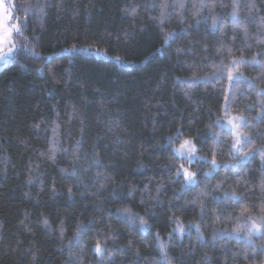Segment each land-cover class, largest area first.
<instances>
[{"label":"trees","instance_id":"1","mask_svg":"<svg viewBox=\"0 0 264 264\" xmlns=\"http://www.w3.org/2000/svg\"><path fill=\"white\" fill-rule=\"evenodd\" d=\"M12 3L32 51L0 67V264H165L161 242L167 264H264L244 223L264 216V0ZM226 112L248 121L236 167Z\"/></svg>","mask_w":264,"mask_h":264},{"label":"snow or ice","instance_id":"2","mask_svg":"<svg viewBox=\"0 0 264 264\" xmlns=\"http://www.w3.org/2000/svg\"><path fill=\"white\" fill-rule=\"evenodd\" d=\"M0 6H3V0H0ZM201 7H207L206 4H201ZM26 11L31 10L29 9H25ZM232 15L234 17H236V12L234 11L232 13ZM162 19L164 18L165 14L162 13L161 14ZM8 19H11V15L10 12L8 14ZM216 21L214 20L213 23H215ZM12 30H14L16 32V34H18L20 37H22L25 40L24 44H20L17 45L15 40H12L11 38H9L7 41H5L4 43L7 46V53L2 57V59H7L8 56L10 55H14L16 52L18 51H26V52H30L32 51L29 47H28V43H27V38L23 37V32L22 30L18 27V26H13V29H10L9 32H11ZM173 33H168L167 36L165 37V43L168 42V37L172 36ZM75 47V46H74ZM96 50V49H94ZM219 50V49H218ZM69 51H71V49H69ZM98 51V50H96ZM114 59L119 60V57H114ZM247 61L241 60L240 63H246ZM253 62L255 63H260L258 60H256V58H253ZM229 79L231 80L232 77L229 76ZM238 79V77H237ZM193 83H195V81H192ZM250 87L252 86L251 84L249 85ZM261 92H264V89H261ZM231 103V101L229 100L228 97H225V106L227 107L229 104ZM225 116H227V112L225 113ZM236 119H238L239 121H241L242 123H248V121L245 119V117L243 116H239ZM217 124L224 128V127H231L233 131H235L236 129H238L240 127V124H233L232 120H227V122L225 123L224 118H220L217 120ZM179 131V130H178ZM179 138V137H177ZM170 139H172L170 137ZM216 139H219L218 137H216ZM246 143H250V139L245 141ZM240 141L237 140V142L235 144H233L234 148H237L239 145ZM177 153H179L181 156H185L189 163H192L198 156H199V151L197 150L195 144H193L191 139H185L183 141L182 144H180L179 148L176 150ZM258 153L264 154V148H260V149H256L255 150ZM245 156V158H247L248 156H251L252 153H244L243 154ZM205 162H208L205 160ZM211 165L213 166L212 169L209 170V172L214 171L216 167H219V165L217 164V161L215 159H212L210 161ZM181 171L184 173V175L187 177L185 183L186 184H192L195 183V177H196V173L195 172H189L187 169H184L183 166L181 165ZM180 172H177V175H179ZM209 173H205V175H208ZM217 188H220V185H217ZM229 199H232L233 202H238L242 197L238 196L235 192H232L229 196ZM203 208V206H202ZM260 210L262 213H264V205H261ZM121 211L123 212H129L128 209H121ZM248 209L245 208L244 212H247ZM131 216V214H130ZM245 219H249V217H244ZM131 219L136 220L138 219L140 221V224L142 227H147V222L143 219V217H136V216H131ZM261 220H264V216L261 217ZM45 223H47V220H45ZM251 227L248 229V237L251 238L253 236L254 233H259L261 231H264V225H262L261 223H257L256 220H251ZM181 232L184 231V229L181 227L180 229ZM161 250H162V260L165 261V264H167V262L169 261V257L167 256V254L164 252V243L161 242ZM96 251L99 253H102L105 248L104 245L100 244L99 242L96 244Z\"/></svg>","mask_w":264,"mask_h":264},{"label":"rangeland","instance_id":"3","mask_svg":"<svg viewBox=\"0 0 264 264\" xmlns=\"http://www.w3.org/2000/svg\"><path fill=\"white\" fill-rule=\"evenodd\" d=\"M9 12L11 15V19L7 18ZM13 26H18L20 28L19 23L14 16L12 0H3V6H0V67L3 66V62H5L6 60H8L10 57L13 56V55L8 56L6 60L2 59V57L7 53V46L4 42L7 41L9 38H11L12 40H15L16 32L14 30L9 32L10 29H13ZM16 44H17V42H16ZM239 116H241V115L235 114V113H230V114H227V116H224L225 123L227 122V120H232L233 124H240V127L238 129H236L235 131H233L231 127H226L228 129H230L233 133V137H234L233 144H235L237 142V140L240 141L237 148L233 147L234 160H232L228 163L229 165H231L233 167H236L238 164L247 161L253 155L252 152H251L252 155L248 156L247 158H245V156L243 155L244 153H249V152H246L244 150V145L246 143L245 141L248 140V136L245 134L244 129H243L245 123H242L241 121L236 119ZM191 140H192L193 144H195V146L198 150V146L195 143V141L193 139H191ZM179 146H178V148H179ZM183 157L186 158L185 156H183ZM198 158H200V157L198 156L193 162L197 161ZM208 162H209L210 167H211L210 169H212L213 166L211 165L210 161H208ZM217 164L220 166L219 162H217ZM200 165H202V164H200ZM183 168L187 169L189 172H194L191 169H189V166H183ZM217 168L218 167H216L215 169H217ZM210 169H207L206 173H210L209 172ZM181 173L184 175V173L182 171H181ZM184 177H185V179H187V177L185 175H184ZM196 180H197V177H195V181ZM192 184H194V183H192ZM245 217H249V219H244V223H245V226L247 228V231L251 227L250 221L253 219L256 220L257 223H261L262 225L264 223V220H261L260 218H257L256 216H252L250 214L246 215ZM254 234H258V233H254Z\"/></svg>","mask_w":264,"mask_h":264}]
</instances>
